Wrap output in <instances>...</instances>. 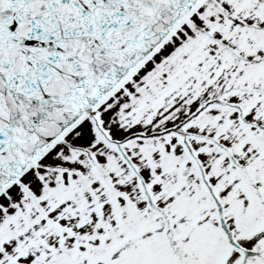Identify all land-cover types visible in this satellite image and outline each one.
I'll return each mask as SVG.
<instances>
[{
  "label": "snow or ice",
  "instance_id": "1",
  "mask_svg": "<svg viewBox=\"0 0 264 264\" xmlns=\"http://www.w3.org/2000/svg\"><path fill=\"white\" fill-rule=\"evenodd\" d=\"M0 264H264V0H0Z\"/></svg>",
  "mask_w": 264,
  "mask_h": 264
}]
</instances>
